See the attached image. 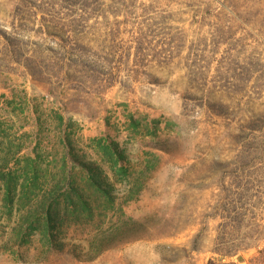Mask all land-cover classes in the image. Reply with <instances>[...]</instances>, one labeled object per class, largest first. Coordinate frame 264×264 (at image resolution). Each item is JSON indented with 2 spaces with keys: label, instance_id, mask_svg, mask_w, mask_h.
Segmentation results:
<instances>
[{
  "label": "rangeland",
  "instance_id": "1",
  "mask_svg": "<svg viewBox=\"0 0 264 264\" xmlns=\"http://www.w3.org/2000/svg\"><path fill=\"white\" fill-rule=\"evenodd\" d=\"M67 138L125 151L115 206ZM0 264H264V0H0Z\"/></svg>",
  "mask_w": 264,
  "mask_h": 264
},
{
  "label": "trees",
  "instance_id": "2",
  "mask_svg": "<svg viewBox=\"0 0 264 264\" xmlns=\"http://www.w3.org/2000/svg\"><path fill=\"white\" fill-rule=\"evenodd\" d=\"M91 140L94 143L101 142V139L98 137H93ZM66 142L68 153L73 161L72 168L78 169L84 173L87 179L85 183L88 190L91 191L94 196L103 198L107 201V203L111 204V206H115L117 200L116 185L118 183H128L127 180L129 176V159L125 151L121 149L119 143L117 141H112L106 145L105 149L111 156L109 157V160L103 158L105 165L108 167L106 168L104 164H100L99 162L93 160H87L83 155L75 153L74 146L70 138H67ZM157 159H159V156H157ZM155 167L156 166L149 167L148 171H153ZM142 187L143 185H140V187L136 190V193L134 192V194L130 195L128 199L135 198L137 192L139 193ZM65 194L73 196L71 197L72 203L70 205L73 206V216L76 222H80L78 219H81L84 214L80 213L79 209H77L79 205H81L82 209L86 211L85 213H89L87 216H93L92 213L94 208L92 206V201L79 187L76 186L74 178L72 179L67 177L65 181L57 184L55 190L49 197L50 203L46 208V218L48 226L51 230L50 243L52 247L57 250L63 249V243L56 238L53 231L56 229L60 230L66 223L69 215L67 211H62V208L60 207L61 196ZM110 245L111 241L106 240L99 247L100 249L96 251L90 249L91 251H88L90 256L86 259H93L94 256Z\"/></svg>",
  "mask_w": 264,
  "mask_h": 264
}]
</instances>
